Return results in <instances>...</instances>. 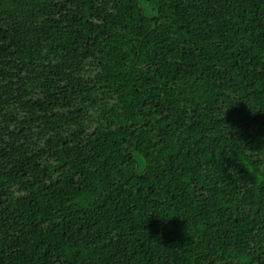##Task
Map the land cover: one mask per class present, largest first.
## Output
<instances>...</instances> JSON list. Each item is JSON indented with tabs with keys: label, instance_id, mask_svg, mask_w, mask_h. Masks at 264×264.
<instances>
[{
	"label": "trees",
	"instance_id": "obj_1",
	"mask_svg": "<svg viewBox=\"0 0 264 264\" xmlns=\"http://www.w3.org/2000/svg\"><path fill=\"white\" fill-rule=\"evenodd\" d=\"M0 264H264V0H0Z\"/></svg>",
	"mask_w": 264,
	"mask_h": 264
}]
</instances>
